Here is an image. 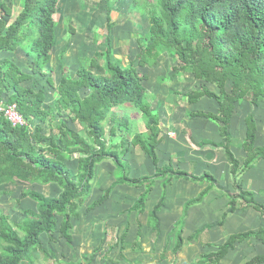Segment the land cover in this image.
I'll return each instance as SVG.
<instances>
[{
	"label": "trees",
	"instance_id": "16d2710c",
	"mask_svg": "<svg viewBox=\"0 0 264 264\" xmlns=\"http://www.w3.org/2000/svg\"><path fill=\"white\" fill-rule=\"evenodd\" d=\"M119 1V0H117ZM159 7L142 11L148 16L149 30L141 40L142 51L139 65L150 64L160 55L167 54L177 61V68L193 74L203 83L215 85L219 91L202 86L188 94L195 102L206 95L219 102V113L199 111L192 116H204L220 122V131L226 136L228 156L237 170L239 162L230 151L228 127L237 102L249 100L252 105L264 101V0H159ZM61 0H20L13 5L0 0V53L19 51L30 57L28 71L9 57L0 56V99L15 103L28 124L14 126L0 112V186L18 182L56 183L61 192L50 196L27 188L23 196L37 201L36 209H25L21 221L12 220L7 209L0 204V264H22L34 262V252L45 251L41 234H53L58 215L64 216L62 233L71 244V215L92 190L96 165L111 160L115 165V181L99 200H105L117 184L149 185L146 193L134 206L141 209L153 181L159 176L170 175L186 178L197 183L215 182L213 176L186 173L179 169L164 168L154 176L133 178L129 162L124 154L129 147L122 139L112 144L107 138V123L113 121L110 135L120 129L125 136L131 132L132 119L128 112L115 120L114 108L123 107L141 115L149 133L144 138L138 132L133 143H141L158 163L156 147L161 140L159 116L153 112L156 99L143 84L145 75L133 62L124 66L113 54L110 42L103 52L106 64L105 74H96L86 66L79 70V77L73 78L63 65V77L56 86L58 97L54 105L46 104L44 90L36 91L27 83L36 74L47 76V66L57 40ZM111 0H107L110 14ZM18 6V7H17ZM146 13V14H145ZM110 20V16H109ZM114 23L109 21V35ZM68 28L74 32L69 24ZM109 38V36H108ZM30 69V70H29ZM50 72L48 80L54 83ZM231 83L230 91L227 83ZM90 93L82 96L81 90ZM73 122L84 125L89 140L79 130L71 128L65 114ZM61 118L56 122V115ZM38 122L35 131L29 125ZM42 122L51 127L46 131ZM247 139L245 148L248 157L245 168H250L258 157H264V147L255 146L256 122L253 114L247 116ZM216 144V143H212ZM80 154L78 173L75 174L61 158ZM203 193L197 201H202ZM237 198H243L252 205L253 196L248 191L231 197V209L236 208ZM183 231L177 235V248L183 243ZM234 236L216 254L201 257L192 264H218L229 249L234 248ZM240 238V237H239ZM244 264H261L263 257H257Z\"/></svg>",
	"mask_w": 264,
	"mask_h": 264
},
{
	"label": "crops",
	"instance_id": "0c3cea01",
	"mask_svg": "<svg viewBox=\"0 0 264 264\" xmlns=\"http://www.w3.org/2000/svg\"><path fill=\"white\" fill-rule=\"evenodd\" d=\"M131 1L119 0L114 4L112 11L121 16L117 21L110 19L114 25L109 35L107 0H61L57 40L47 66L48 74H36L33 80L24 84L36 91L43 89L46 104L52 106L58 97L56 86L63 77V65L73 78L79 77L82 66L96 74H105L103 52L110 42L114 56L124 66L135 62L145 75L143 84L156 97L152 109L159 116L161 140L156 147L158 163L155 164L141 143H133L138 132L143 138L149 133L141 115L123 107L113 110L111 117L115 120L128 111L131 115L132 128L128 136L124 137L120 129L111 136L113 121L106 126L107 138L112 144L122 139L127 141L125 145L129 149L124 158L129 162L130 176H154L161 169L173 168L196 176L208 173L215 182L197 183L183 177L170 179L171 174L159 173L141 209L134 206L150 184H117L109 196L99 202L116 179L114 163L104 160L96 165L91 193L82 200L77 214L71 215V244L62 233L64 216L59 214L53 234H41L45 251L34 252L33 264H192L202 254L221 251L234 236H238L234 248L229 249L218 264H244L252 259L257 261V257L264 258V157H258L250 168H245L244 163L248 157L245 141L250 114L254 115L257 127L255 146L264 147V101L252 105L249 100H244L235 105L228 127L229 148L239 162L234 170L220 122L190 115L199 111L219 113V102L214 97L204 95L195 102L188 98L191 91L202 86L213 91H219V88L177 68V61L167 54L160 55L151 65H139L143 47L140 42L146 34L139 28L142 25L148 28L150 23L142 12H133L136 7L132 8ZM69 24L74 32L68 28ZM102 26H106L105 30ZM0 56L11 58L28 71L30 57L23 52L0 53ZM50 72L54 77L53 84L48 80ZM226 86L230 91L231 83ZM89 93L87 88L81 90L82 96ZM58 117L60 121L61 117ZM64 118L68 119L71 128L79 130L89 140L82 123L73 122L66 114ZM37 124L29 125L31 131H35ZM42 125L50 131V126L43 122ZM61 159L75 174L78 173L79 153H73L70 159ZM27 188L50 196L61 192L56 183L18 182L0 186V203L12 220L21 221L25 209L37 208V201L23 196ZM243 190L251 193L253 204L248 205L243 198H237L236 208L231 209V197ZM203 193V200L197 201ZM179 231H183L184 240L176 251ZM260 263L264 264V260Z\"/></svg>",
	"mask_w": 264,
	"mask_h": 264
},
{
	"label": "rangeland",
	"instance_id": "374dc122",
	"mask_svg": "<svg viewBox=\"0 0 264 264\" xmlns=\"http://www.w3.org/2000/svg\"><path fill=\"white\" fill-rule=\"evenodd\" d=\"M2 1H7V2H9V3H11V4H13V5H19L20 4V0H2ZM118 1L117 0H111V11H110V14H109V12H108V10H107V13H108V23H109V16H110V19H111V21H112V19H115V21H117L116 19L117 18H120V14L118 15V13L116 14V13H114L112 10H113V6H114V4L115 3H117ZM159 4H160V1L159 0H133V1H131L130 2V5H132L133 7L132 8H134V7H136V10H134L133 9V12H137L138 14L140 13V12H142V11H144V10H146V7H147V9L148 10H153L154 8H149V7H159ZM18 7V6H17ZM138 10V11H137ZM134 14V13H133ZM146 14V13H145ZM135 15V14H134ZM112 16H113V18H112ZM138 17V16H137ZM148 17V16H147ZM123 17H122V21H123ZM100 21V20H99ZM149 24V23H148ZM147 24V25H148ZM105 27L106 26H102V29H104L105 30ZM149 28V27H148ZM148 28H146L145 27V25H142V26H140V28H139V30L140 31H142V32H147V30H149ZM108 30V29H107ZM109 33V32H108ZM144 33V34H145ZM140 44H141V42H140ZM170 59V58H169ZM56 115V122H58V120L57 119H59V115L58 114H55ZM141 123V122H140ZM192 181V180H191ZM194 182V181H193ZM1 204V203H0Z\"/></svg>",
	"mask_w": 264,
	"mask_h": 264
},
{
	"label": "built area",
	"instance_id": "2783aa9c",
	"mask_svg": "<svg viewBox=\"0 0 264 264\" xmlns=\"http://www.w3.org/2000/svg\"><path fill=\"white\" fill-rule=\"evenodd\" d=\"M0 112L4 113L14 126L27 124V120L20 113L15 103L7 104L5 100H0Z\"/></svg>",
	"mask_w": 264,
	"mask_h": 264
},
{
	"label": "bare ground",
	"instance_id": "6f19581e",
	"mask_svg": "<svg viewBox=\"0 0 264 264\" xmlns=\"http://www.w3.org/2000/svg\"><path fill=\"white\" fill-rule=\"evenodd\" d=\"M0 100H5V99H0ZM6 101V103H7V100H5ZM8 104V103H7ZM27 124H28V122H27Z\"/></svg>",
	"mask_w": 264,
	"mask_h": 264
}]
</instances>
